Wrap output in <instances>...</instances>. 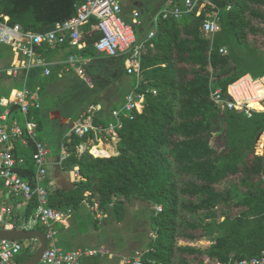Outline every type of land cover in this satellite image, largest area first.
Returning <instances> with one entry per match:
<instances>
[{"label": "trees", "instance_id": "trees-1", "mask_svg": "<svg viewBox=\"0 0 264 264\" xmlns=\"http://www.w3.org/2000/svg\"><path fill=\"white\" fill-rule=\"evenodd\" d=\"M83 1L0 0V15H8L10 25L46 32L72 17ZM214 2L220 7L221 30L215 35L211 55L210 40L201 29L205 14L161 20L142 58L144 78L157 94L148 95L145 107L124 121L118 152L94 149L102 157L88 150L80 155L76 147L93 134L72 136L65 144L69 155L62 163L78 166L83 178L70 188L47 184L50 206L77 210L87 202L111 210L118 221L126 216V202L132 199L161 205L162 211L152 213L151 218L156 237H151L146 248L137 249L148 250L144 258H152L155 264H230L231 259H252L264 250V156L255 152L264 132V111H254L249 117L244 111L222 110L210 95L211 84L225 94L228 86L245 74L264 75V69L260 74L250 69L264 67V50L260 49L264 28L255 23H264V0ZM136 31L141 37L137 26ZM100 36L97 21L90 20L84 27L86 46L80 53L91 57L92 63L101 55L94 46ZM221 46L228 48V54H220ZM3 49L12 53L8 45H2ZM106 58L119 65L116 77L126 74L125 56ZM56 79L52 74L43 82L39 80L42 90ZM20 86V79H14L9 89L0 91V98ZM4 109L0 105V113ZM8 110L9 122L17 119L25 127L20 107L13 104ZM41 110L42 100L30 117L38 123L39 139L45 141ZM33 152L31 140L27 145L17 142L13 150L15 157L25 158L17 170L31 182L36 172ZM236 176L243 190L232 184L219 187ZM231 204L240 210L232 214ZM37 205L35 198L30 201L27 218ZM98 223L95 218L93 224ZM204 238L211 241L209 246L198 245ZM180 239L188 244H179ZM31 254L24 251L16 258L17 264Z\"/></svg>", "mask_w": 264, "mask_h": 264}, {"label": "built area", "instance_id": "built-area-1", "mask_svg": "<svg viewBox=\"0 0 264 264\" xmlns=\"http://www.w3.org/2000/svg\"><path fill=\"white\" fill-rule=\"evenodd\" d=\"M231 6L228 7L230 9ZM220 7L214 0H185L181 3L168 0L154 12L150 19L148 30L138 37L136 26L142 22L141 13L133 10L130 20L124 15L123 0H85L77 6L76 13L46 32L26 30L21 24L10 25L9 19L2 20L0 16V46L8 45L12 50V65L5 69L7 76L20 79L21 86L12 89L11 95L0 98V105L8 108L18 105L24 115L25 127L18 120L11 124L7 121L8 110L1 117L0 123V178L3 188L0 195V227L8 229H37L40 226L45 232L48 245L38 264H79L84 256H110L114 254L105 246L98 248L83 247L73 251H66L57 245L56 223L64 222L70 215L71 209H59L49 205L48 156L51 152L49 146L38 137V123L30 117L32 109L41 107L40 86H32L33 72H41L43 76L52 75L54 69L58 70V77L67 73H76L87 85L93 87L88 75V68L92 58L83 56L79 51L86 46L84 27L95 19L101 30L100 38L94 43L95 49L105 56H125L124 66L126 75L134 78V85L126 94L125 101L119 109L112 110L115 122L105 124L96 123L97 113L102 109L101 104L91 103L82 112L72 128L66 133L65 141L61 147V160L67 158L65 144L71 141L72 136L83 137L93 134L89 143L82 142L77 152L82 155L87 150L95 157L93 148L104 147L105 142L116 143L119 139V130L126 119H133L137 111H141L147 104L148 95L157 94V89L151 87L144 78L142 69L143 52L147 43L158 33L161 20L181 19L186 15L194 14L201 17L205 14L202 31L210 40L211 55L214 47L215 35L221 30ZM145 35V37H144ZM144 37V38H143ZM69 44L77 52L70 53L65 59H48L42 49L49 50L60 45ZM219 52L228 54V48L221 46ZM211 99L222 110L244 111L249 117L254 111H264V75L254 77L248 73L232 82L226 93L221 88L210 86ZM258 101L263 105L261 110L253 108L250 103ZM93 138V139H92ZM92 139V141H91ZM33 141V160L36 166L34 182L22 177L17 168L25 162L24 157H15L13 150L16 141L27 145ZM260 150L256 154L264 156V132L258 139ZM100 148V147H99ZM75 179L81 174L79 167L73 171ZM37 200L34 213L27 218L26 211L31 200ZM98 210L99 206H94ZM163 207L157 206L158 212ZM103 210H98L97 217H105ZM151 237H156L151 232ZM38 239L9 240L0 239V264H17L16 258L24 251L32 253L38 247ZM148 250H137L133 256L124 257L128 264H155L152 258H144ZM230 264H264V250L252 259H231Z\"/></svg>", "mask_w": 264, "mask_h": 264}, {"label": "rangeland", "instance_id": "rangeland-1", "mask_svg": "<svg viewBox=\"0 0 264 264\" xmlns=\"http://www.w3.org/2000/svg\"><path fill=\"white\" fill-rule=\"evenodd\" d=\"M166 1L168 0H123L124 15L125 17L132 16L133 10H138L141 13L143 24L139 27V30L142 35L148 30L147 21L149 20L150 13L156 12ZM255 23L257 26L264 28V23ZM253 36V34H250L249 39H252ZM260 49L264 50V43L260 45ZM10 61V56H0V91L9 89L15 79L7 76L4 72V68L8 66ZM252 67L250 69L259 74L264 69V67ZM118 71L119 65L117 63H110L105 55H99L97 62L92 63L88 68V75L93 83V87H89L76 73L70 72L63 78L48 82L46 87L40 90L42 100L41 111L45 117V129L51 134L46 141L54 151L59 150V143L63 144L66 133L72 128L79 115L90 103L102 105L104 110L99 115L103 119V123L109 124L115 122V119L111 118L110 115L107 116L106 112H111L114 109L122 107L126 94L134 85V78L132 76L124 75L123 77H116ZM44 80V78L41 79L42 82ZM66 114L71 115L66 118ZM44 131L42 130L41 134L43 137ZM256 148L260 150L261 145L259 142H257ZM64 176L67 182L69 170L64 171ZM1 184H3L2 179ZM231 184L243 190L239 184V176L223 182L219 187L224 188V186ZM87 210L89 211V209ZM216 210L220 213L222 208L219 207ZM239 210L240 208L234 204H231L229 207V211L232 214L237 213ZM152 213H159L157 206H151L147 201L140 199H132L126 202V216L122 221H118L112 215V211L109 210L105 213V219H102L95 226L93 224L95 216L90 214L88 220L91 224L89 225L87 223L88 220H85L80 227L81 230L79 228L77 235L73 236L74 242L76 239V245L83 247H99L104 245L114 254V257L84 256L81 258L79 264H128L124 261V257L133 256L136 249L146 248L149 245L151 232H153ZM58 238L60 239V237ZM179 244H188V242L180 239ZM210 244L211 241L207 238L198 243V245L203 247ZM59 245L67 248V246L61 243Z\"/></svg>", "mask_w": 264, "mask_h": 264}, {"label": "crops", "instance_id": "crops-1", "mask_svg": "<svg viewBox=\"0 0 264 264\" xmlns=\"http://www.w3.org/2000/svg\"><path fill=\"white\" fill-rule=\"evenodd\" d=\"M153 13L154 12L150 13V15L148 17L149 19H150L151 15ZM4 15L7 17L6 19H9V16L6 15V14H1L0 16L4 17ZM126 18L131 19V16L130 17H126ZM147 22H148V25H149L150 21L148 20ZM72 49H74V48L66 43L64 45H60L57 48H54V49H51V50H49L47 48H44V49H42V52L50 60H53V59H65L70 54ZM74 50H76V49H74ZM0 54H1V56H4V55L5 56H10L11 61L8 64V66H6L4 69L9 68L12 65V53L9 54L7 49H3V50H0ZM57 73H58V70L54 69L52 74H56L57 75ZM47 77L43 76L42 73L39 72V71L33 72L32 73V79H31L32 86H40L41 89H42V86L39 83V80H41L42 78L46 79ZM57 77H58V75H57ZM58 78H60V77H58ZM20 83H21V80H20ZM2 97H4V96H2ZM96 104H99V103H96ZM6 109L8 110V108H5L3 110V112L0 113V116H2L3 114L6 113ZM103 110L104 109L102 107V109L97 113V117H96L102 123L104 121H103V119L100 118L101 116L99 115V113L103 112ZM111 113H112V111L111 112H106L107 116L110 115V117L112 118V114ZM81 114L79 115V118L77 120L80 119ZM70 115L71 114H66L65 117L68 118V116H70ZM15 120H17V119H15ZM1 121L2 120H1V117H0V123H1ZM7 121L9 122L8 116H7ZM12 122H9V123L11 124ZM44 130H45L44 131V140H45L44 142L49 146V148L51 150V152H50V154L48 156V180H49L48 182L50 183L49 185L51 186V188H70V187H72L74 185V183L76 181L80 180L83 177L81 175L80 178L77 179V180L74 177L73 171L78 166L70 167V166L63 165L62 160H61V150H62L61 149V146H62L61 143H59V147H58L59 150L54 151L50 147L49 143L46 141L47 138L51 134H50V132L47 129H44ZM92 139H91V141H92ZM17 142H21V141H16V143ZM85 142L89 143L90 141H85ZM21 144L24 145L23 143H21ZM104 147L106 148L104 150L107 151V152H110V154H116L118 152V150H117V142L116 143L105 142ZM67 153L69 155V152H67ZM70 168H73V169H70ZM67 170H69V176H68V181L66 182L65 181V176H64V171H67ZM2 188H3V184H1V178H0V192H1ZM1 198L2 197L0 195V206H1V203H2V199ZM93 208H94V206H91L87 202H84L77 210H73V209L70 208L71 209V213L67 217V219L64 220V222H57L56 223L55 226H56V230H57V245L60 248L66 250V251H73V250H77L79 248H83V246H77L76 245V243H75L76 239H75V242H74L73 236L77 235V232H78L79 228L81 227V225L84 223L85 219L88 218V215L93 214L95 216V218H97L99 220V223H100L102 221V219H105V217H106L105 216L103 218H98L97 217L98 210H103V209L99 208L98 210H94ZM87 209H89V211ZM104 213H106V211H104ZM90 229H91V227H90ZM58 237H60V239ZM60 243L65 245V246H67V248H64L63 246L59 245ZM101 246H104V245H101ZM91 248H98V247H91ZM135 251H137V249ZM86 257H95V256H86ZM108 257H110V256H108Z\"/></svg>", "mask_w": 264, "mask_h": 264}, {"label": "water", "instance_id": "water-1", "mask_svg": "<svg viewBox=\"0 0 264 264\" xmlns=\"http://www.w3.org/2000/svg\"><path fill=\"white\" fill-rule=\"evenodd\" d=\"M3 238L19 241L32 238L38 239L39 245L37 249L30 255V257L18 264H38L48 245V239L45 232L39 229L26 230L21 228L8 229L0 227V239Z\"/></svg>", "mask_w": 264, "mask_h": 264}, {"label": "bare ground", "instance_id": "bare-ground-1", "mask_svg": "<svg viewBox=\"0 0 264 264\" xmlns=\"http://www.w3.org/2000/svg\"><path fill=\"white\" fill-rule=\"evenodd\" d=\"M6 16H4V19H2V16H1V19L2 20H6ZM250 105L253 107V108H256V109H262L263 108V105L260 103V102H258V101H252L251 103H250ZM100 147V148H99ZM94 149L95 150H97V149H101L102 151H105L104 149H106V148H104V147H102V146H98V147H96V148H93V151H94ZM95 152V151H94ZM97 155H99L100 154V152H95Z\"/></svg>", "mask_w": 264, "mask_h": 264}]
</instances>
